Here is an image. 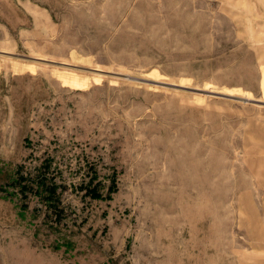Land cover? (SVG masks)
I'll return each mask as SVG.
<instances>
[{"label":"rangeland","instance_id":"obj_1","mask_svg":"<svg viewBox=\"0 0 264 264\" xmlns=\"http://www.w3.org/2000/svg\"><path fill=\"white\" fill-rule=\"evenodd\" d=\"M0 264H264V0H0Z\"/></svg>","mask_w":264,"mask_h":264},{"label":"water","instance_id":"obj_2","mask_svg":"<svg viewBox=\"0 0 264 264\" xmlns=\"http://www.w3.org/2000/svg\"><path fill=\"white\" fill-rule=\"evenodd\" d=\"M103 73H104V74H107V75L109 74V73H106V72H103Z\"/></svg>","mask_w":264,"mask_h":264}]
</instances>
